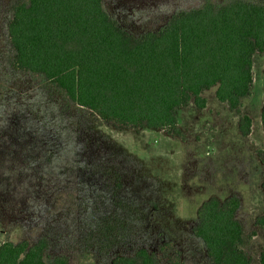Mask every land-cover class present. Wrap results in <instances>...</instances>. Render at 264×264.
I'll use <instances>...</instances> for the list:
<instances>
[{
	"label": "rangeland",
	"instance_id": "rangeland-1",
	"mask_svg": "<svg viewBox=\"0 0 264 264\" xmlns=\"http://www.w3.org/2000/svg\"><path fill=\"white\" fill-rule=\"evenodd\" d=\"M18 1L0 0V244L33 245L45 238L48 258L112 264L139 248L167 263L161 246L172 242L182 264H210L193 233L198 209L211 197L235 194L245 250L258 264L264 229L252 233L255 216L264 212V169L256 153L264 145V52L254 55L253 95L244 100L253 119L249 136L217 100L216 87L204 92L205 109L177 111L185 140L157 129H117L68 101L42 76L12 66L8 23ZM204 1L103 3L142 35Z\"/></svg>",
	"mask_w": 264,
	"mask_h": 264
},
{
	"label": "trees",
	"instance_id": "trees-1",
	"mask_svg": "<svg viewBox=\"0 0 264 264\" xmlns=\"http://www.w3.org/2000/svg\"><path fill=\"white\" fill-rule=\"evenodd\" d=\"M8 30L14 68L42 76L109 126L157 129L185 140L177 110L205 109L204 92L216 87L217 100L237 115L240 133H252L244 100L253 95L254 55L264 52V2L205 0L175 12L159 30L137 36L120 25L103 0H19ZM261 123L264 133V100ZM256 153L264 165V150ZM240 205L234 194L211 197L198 209L193 233L212 264H252L236 217ZM255 224L264 228V214ZM47 248L45 238L33 245L3 242L0 264H68L65 255L48 258ZM161 250L167 263L139 248L116 256L112 264H182L172 242ZM258 264H264V248Z\"/></svg>",
	"mask_w": 264,
	"mask_h": 264
},
{
	"label": "crops",
	"instance_id": "crops-1",
	"mask_svg": "<svg viewBox=\"0 0 264 264\" xmlns=\"http://www.w3.org/2000/svg\"><path fill=\"white\" fill-rule=\"evenodd\" d=\"M109 12V11H108ZM110 13V12H109ZM111 14V13H110ZM115 19H117V21L120 23V25H122L123 27H125L126 29L128 28V27H126V25L124 24V23H122V20L115 14V15H113V14H111ZM129 30V29H128ZM130 31V30H129ZM131 32V31H130ZM144 34V33H143ZM137 36H139V35H137ZM254 69V68H253ZM262 73H264V72H262ZM179 110V109H178ZM177 110V111H178ZM178 114V113H177ZM179 119V118H178ZM253 120V119H252ZM252 129H253V126H252ZM263 147V149H264V145L262 146ZM257 159H258V157H257ZM258 161L260 162V160L258 159ZM260 164L262 165V167H263V169H264V166H263V164L260 162ZM261 186H262V184H261ZM262 189H263V187H262ZM264 190V189H263ZM239 210V209H238ZM264 214V212H262V213H260L259 215H256L255 216V218H254V220L256 221V218H257V216H260V215H263ZM236 217L242 222V220L238 217V211H237V213H236ZM255 221H254V227H255V229H256V234H257V232H258V228H261L260 226H257L256 224H255ZM242 224H243V222H242ZM243 228H244V231H245V227H244V224H243ZM261 229H264V228H261ZM204 243V242H203ZM206 247V246H205ZM209 259V258H208ZM209 262H210V264H212V262L210 261V259H209Z\"/></svg>",
	"mask_w": 264,
	"mask_h": 264
}]
</instances>
